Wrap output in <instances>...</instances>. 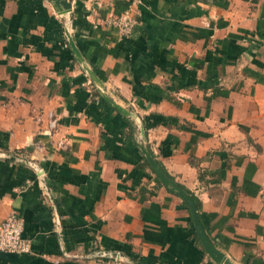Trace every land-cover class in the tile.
Returning a JSON list of instances; mask_svg holds the SVG:
<instances>
[{
	"label": "crops",
	"instance_id": "crops-1",
	"mask_svg": "<svg viewBox=\"0 0 264 264\" xmlns=\"http://www.w3.org/2000/svg\"><path fill=\"white\" fill-rule=\"evenodd\" d=\"M70 1L68 21L48 0H0V220L16 211L30 241L0 264H218L67 23L214 244L264 264V0ZM128 7L129 35L101 22Z\"/></svg>",
	"mask_w": 264,
	"mask_h": 264
},
{
	"label": "water",
	"instance_id": "water-1",
	"mask_svg": "<svg viewBox=\"0 0 264 264\" xmlns=\"http://www.w3.org/2000/svg\"><path fill=\"white\" fill-rule=\"evenodd\" d=\"M53 9L60 14H66L68 21L72 17V6L70 0H48ZM65 34L67 36L68 43L74 52V55L77 59V61L80 63L82 68L86 71L88 76L90 77L93 84L96 86L99 93L109 102L111 103L118 111L123 113L124 115L128 117H132L138 127V135L136 139L134 140L136 145L141 150L142 154L148 161L149 165L153 169L155 175L159 179V181L166 186L170 191L176 193L181 197V199L189 206L193 225L195 228V231L204 247L208 255L212 260H214L218 264H236L224 251L219 249L214 242L211 240L209 235L207 234L204 225L202 224V221L199 216L198 207L196 204V201L194 200L193 196L184 188L182 187L173 177H171L168 173L164 171V169L159 165L157 160L154 158L150 150L146 147L143 139L145 136L144 126L141 120L138 117V114L119 103L117 100L112 98L110 94L108 93L110 90L106 87L102 79L96 74V72L90 67V65L87 63L84 56L81 54L80 50L77 48L72 35L69 32L68 29V23L65 26ZM31 165L35 166V163L33 161H27ZM109 251H97L96 254L98 255H107Z\"/></svg>",
	"mask_w": 264,
	"mask_h": 264
},
{
	"label": "built area",
	"instance_id": "built-area-1",
	"mask_svg": "<svg viewBox=\"0 0 264 264\" xmlns=\"http://www.w3.org/2000/svg\"><path fill=\"white\" fill-rule=\"evenodd\" d=\"M104 25L115 27L121 35H129L137 18L132 9L128 7L124 11L107 16L101 21ZM57 124L56 116L50 112L48 125L54 128ZM23 219L16 211H10L7 216L0 220V251L4 252H27L30 250V241L22 235Z\"/></svg>",
	"mask_w": 264,
	"mask_h": 264
},
{
	"label": "trees",
	"instance_id": "trees-1",
	"mask_svg": "<svg viewBox=\"0 0 264 264\" xmlns=\"http://www.w3.org/2000/svg\"><path fill=\"white\" fill-rule=\"evenodd\" d=\"M128 121H129V123L131 124V121L128 119ZM143 157H144V155H143ZM144 159H145V162L147 163V164H149L148 163V161L146 160V158L144 157ZM164 169V168H163ZM164 171H165V169H164ZM166 172V171H165ZM167 173V172H166ZM181 185V184H180ZM182 187H183V185H181ZM187 190V189H186ZM189 192V191H188ZM192 196H193V198H194V200L196 201V204L198 205L199 204V202H198V200H197V198L192 194ZM184 204L186 205V206H188L185 202H184ZM189 207V206H188Z\"/></svg>",
	"mask_w": 264,
	"mask_h": 264
}]
</instances>
